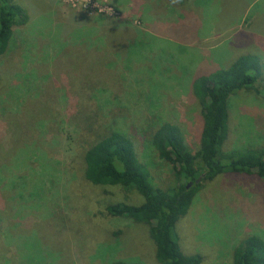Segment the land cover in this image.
I'll list each match as a JSON object with an SVG mask.
<instances>
[{
	"label": "rangeland",
	"instance_id": "374dc122",
	"mask_svg": "<svg viewBox=\"0 0 264 264\" xmlns=\"http://www.w3.org/2000/svg\"><path fill=\"white\" fill-rule=\"evenodd\" d=\"M14 1L30 20L0 58V264H160L148 226L106 209L143 196L86 182L83 154L119 127L167 187L172 165L151 144L154 131L176 123L196 150L203 122L193 79L244 54L258 56L263 77L232 96L225 148L263 146L264 0ZM136 34L123 45L129 58L111 51L109 38L119 45ZM67 42L84 46V57ZM95 54L100 68L90 67ZM175 232L202 264H233L245 238L264 239V178L204 181Z\"/></svg>",
	"mask_w": 264,
	"mask_h": 264
},
{
	"label": "trees",
	"instance_id": "16d2710c",
	"mask_svg": "<svg viewBox=\"0 0 264 264\" xmlns=\"http://www.w3.org/2000/svg\"><path fill=\"white\" fill-rule=\"evenodd\" d=\"M30 20L26 10L14 0H0V58L14 47V28ZM127 36L117 45L110 40L111 51L129 58L135 37ZM67 48L83 56L84 46L67 42ZM72 50V51H71ZM108 51L104 48L103 52ZM84 57V56H83ZM97 54L90 67H101ZM263 77L257 55L244 54L229 67L198 74L192 82V93L202 114L199 147L192 150L184 129L165 122L150 140L159 156L170 162L173 180L167 187L156 185L147 166L141 161L132 136L119 127L99 135L83 154L84 179L93 185L122 186L136 190L144 198L141 204H109L108 214L128 218L148 226L156 244L160 264H202L200 254H186L175 232L177 223L188 214L206 180L223 173L256 174L264 178V145L227 150L230 133L231 99L241 90L252 89ZM2 218L0 215V226ZM110 264H143L135 260H115ZM233 264H264V239L252 234L234 248Z\"/></svg>",
	"mask_w": 264,
	"mask_h": 264
}]
</instances>
